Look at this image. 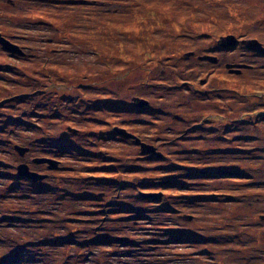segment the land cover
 Instances as JSON below:
<instances>
[{"label": "rangeland", "instance_id": "rangeland-1", "mask_svg": "<svg viewBox=\"0 0 264 264\" xmlns=\"http://www.w3.org/2000/svg\"><path fill=\"white\" fill-rule=\"evenodd\" d=\"M0 32V264H264V0H0Z\"/></svg>", "mask_w": 264, "mask_h": 264}, {"label": "water", "instance_id": "water-1", "mask_svg": "<svg viewBox=\"0 0 264 264\" xmlns=\"http://www.w3.org/2000/svg\"><path fill=\"white\" fill-rule=\"evenodd\" d=\"M218 45L223 47V48H230L233 47L237 44V38H235L232 35L222 37L218 42ZM241 43L249 50L254 51L256 53L264 55V46L256 39H244L241 41ZM0 45L8 52L11 53H16L19 55H23V51L19 46L16 44L12 43L10 40L6 39L3 37L0 33ZM203 60H209L211 62H215L216 58L213 56H204L201 57ZM226 68L228 69L229 73H234V74H240L241 69H249L251 68L250 65H244V64H239V65H234V64H227ZM132 102L135 106L137 107H145L148 105V101L145 99L141 98H133ZM116 132L125 137V138H132L135 140L136 144H138L141 148V152L143 154H153L156 157H161V153L157 152L156 148L152 145H148L146 143H143L138 137L126 132L124 129L120 128H115ZM15 150L19 153L20 156H23L24 153L26 152L27 148L21 147V146H15ZM33 163L36 164H48V168L50 170H56L58 169L59 166V161L47 158V157H37L33 159ZM17 175L19 177L31 180L33 182H41L47 178V175L38 173L37 171H33L30 169L29 165L26 163L19 164L17 166ZM223 174H230L229 172L223 171ZM143 196L146 197H151V198H157L159 199L161 197V193H148V194H143Z\"/></svg>", "mask_w": 264, "mask_h": 264}, {"label": "trees", "instance_id": "trees-1", "mask_svg": "<svg viewBox=\"0 0 264 264\" xmlns=\"http://www.w3.org/2000/svg\"><path fill=\"white\" fill-rule=\"evenodd\" d=\"M1 33V32H0ZM143 99V98H142ZM138 108H140V107H138ZM141 108H144V107H141ZM114 130H115V127H114ZM139 138V137H138ZM140 139V138H139ZM153 146V145H152ZM155 148H156V146H154ZM156 150H157V148H156ZM157 152H159V151H157ZM148 155H153V154H148ZM154 156V155H153ZM162 156V155H161ZM48 158V157H47ZM223 172V171H222ZM227 172H229L230 174H223V173H220L221 175H225V176H231L232 175V172H230V171H227ZM142 193L143 194H148V193H151V192H142V191H139V196L140 197H142V198H151V197H146V196H143L142 195ZM158 193H161V192H158ZM163 195H162V193H161V197H162ZM160 197V198H161ZM159 198V199H160ZM151 199H155V200H158L157 198H151Z\"/></svg>", "mask_w": 264, "mask_h": 264}, {"label": "flooded vegetation", "instance_id": "flooded-vegetation-1", "mask_svg": "<svg viewBox=\"0 0 264 264\" xmlns=\"http://www.w3.org/2000/svg\"><path fill=\"white\" fill-rule=\"evenodd\" d=\"M40 166H44V165H40Z\"/></svg>", "mask_w": 264, "mask_h": 264}]
</instances>
